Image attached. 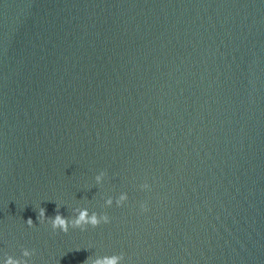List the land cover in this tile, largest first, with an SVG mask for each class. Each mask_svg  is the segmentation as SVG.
<instances>
[{
  "label": "water",
  "instance_id": "95a60500",
  "mask_svg": "<svg viewBox=\"0 0 264 264\" xmlns=\"http://www.w3.org/2000/svg\"><path fill=\"white\" fill-rule=\"evenodd\" d=\"M25 247L264 264V0H0V264Z\"/></svg>",
  "mask_w": 264,
  "mask_h": 264
},
{
  "label": "clouds",
  "instance_id": "9594fccd",
  "mask_svg": "<svg viewBox=\"0 0 264 264\" xmlns=\"http://www.w3.org/2000/svg\"><path fill=\"white\" fill-rule=\"evenodd\" d=\"M106 176V172L101 171L99 174L95 176V181L97 184H102L104 178ZM142 189H150V185L145 182L140 185ZM129 199L128 194L126 192L121 193L117 198H115V203L117 206H123L125 202ZM114 202V198L109 196L105 204L106 206H111ZM59 206L57 205V208ZM142 211L147 212L148 204L147 202H143L140 205ZM73 215L71 217H66L59 211H57L54 217L46 215V209L44 207H40L38 210V217L40 223H49L54 231L59 230L64 233H67L70 228H79L81 230H87L89 226L95 228L98 227L102 223H110V216L105 213H99L96 211H91L87 207H77L73 210ZM27 224L29 226L34 225V221L31 217L27 219ZM35 254L34 249L23 248L22 256L20 258H16L12 255H7L4 264H29V260L27 258L32 257ZM124 254H112V255H104L97 256L95 258L88 257L83 264H122L124 260Z\"/></svg>",
  "mask_w": 264,
  "mask_h": 264
}]
</instances>
